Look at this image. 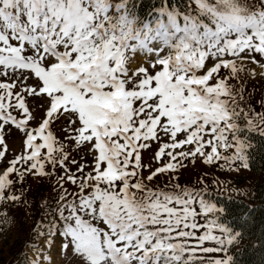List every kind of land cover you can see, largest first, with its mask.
Here are the masks:
<instances>
[{
  "label": "snow or ice",
  "instance_id": "6c2138e0",
  "mask_svg": "<svg viewBox=\"0 0 264 264\" xmlns=\"http://www.w3.org/2000/svg\"><path fill=\"white\" fill-rule=\"evenodd\" d=\"M140 7L0 0V210L22 202L29 176H57L37 236L47 248L60 238L77 264H235L242 233L205 182L178 176L197 159L222 172L250 168L264 104L241 73L264 77V0ZM153 145L151 169L142 157Z\"/></svg>",
  "mask_w": 264,
  "mask_h": 264
},
{
  "label": "rangeland",
  "instance_id": "374dc122",
  "mask_svg": "<svg viewBox=\"0 0 264 264\" xmlns=\"http://www.w3.org/2000/svg\"><path fill=\"white\" fill-rule=\"evenodd\" d=\"M133 67H135V64ZM258 71L257 69V73ZM241 75L245 79L247 93L252 97L253 103L257 106L264 104V77H261L259 74L252 76L248 71H243ZM56 134L60 138L63 137L59 126H57ZM7 143L11 152H17L21 146V134L13 130L7 135ZM155 151L156 146L153 145L152 150L144 152L142 157L144 163L150 165L151 169L157 166L156 162L152 159ZM72 155L77 160L81 158L75 150H73ZM185 164L186 167L180 170L178 176V182L181 185L199 187L203 181L205 182V186L213 193V200L217 195H225L228 198L243 199L250 204H256L253 199L254 186L260 176L250 168L229 173L222 172L219 168L205 165L199 159L194 162L185 161ZM69 167L75 170L74 165H69ZM147 174L148 171H145L144 175L146 176ZM167 182L168 177L163 174L156 180V183L161 185ZM24 183L29 185L31 190L44 184L46 188L44 193L45 198L39 202L37 208L33 204L24 202L22 197V202L17 203L15 207L9 205L7 209L0 210V264H9L13 261L18 262L19 259L15 254L21 248L24 249L26 261L38 260L39 264H77V257L70 252H63L61 250L60 238H56L54 245L51 248H47L45 247L46 242L37 236V232L41 230L43 223L47 222L49 218L46 205L54 207L56 204V198L59 194L57 176H29ZM66 187L70 190L72 188L71 185H66ZM13 211L19 212V216L23 217L26 224L25 229L21 228L17 217L11 213ZM28 239H31V242L25 244ZM23 242L24 244L21 245ZM244 243V240L238 239L236 246L232 247L230 254L234 257V254ZM249 243L255 244L254 241H250ZM38 253H42V255H38Z\"/></svg>",
  "mask_w": 264,
  "mask_h": 264
},
{
  "label": "trees",
  "instance_id": "16d2710c",
  "mask_svg": "<svg viewBox=\"0 0 264 264\" xmlns=\"http://www.w3.org/2000/svg\"><path fill=\"white\" fill-rule=\"evenodd\" d=\"M156 0H139L140 12L147 13L152 8ZM253 148L250 157V169L260 176L254 186V201L256 204H250L243 199L217 195L215 202L225 209L223 219L233 229L242 233L241 239L245 241L244 245L234 254L235 264H264V139L254 135L252 137ZM24 196L23 201L33 204L35 208L39 202L45 198V185L42 184L36 189L29 188V185H22ZM11 207H15L12 205ZM17 217L21 228L25 229V221L19 212H11ZM31 239L26 240L28 244ZM254 241L255 244H250ZM24 242L21 244L23 245ZM24 247V246H23ZM18 262L9 264H23L26 261L24 249L18 250L15 254Z\"/></svg>",
  "mask_w": 264,
  "mask_h": 264
}]
</instances>
